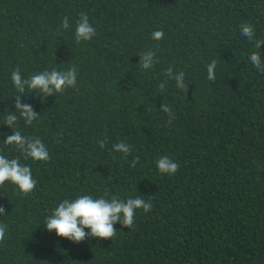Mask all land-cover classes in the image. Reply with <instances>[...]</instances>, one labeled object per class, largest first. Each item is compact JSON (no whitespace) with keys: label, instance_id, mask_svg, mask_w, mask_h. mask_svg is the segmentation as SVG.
Returning a JSON list of instances; mask_svg holds the SVG:
<instances>
[{"label":"trees","instance_id":"1","mask_svg":"<svg viewBox=\"0 0 264 264\" xmlns=\"http://www.w3.org/2000/svg\"><path fill=\"white\" fill-rule=\"evenodd\" d=\"M81 12L96 35L77 43ZM245 23L264 39V0H0V154L19 157L37 181L27 196L0 187V264H264V73L248 59L264 58V44L240 35ZM147 50L157 63L141 70ZM74 65V88L21 97L40 118L15 130L41 139L51 157L25 160L3 142L18 94L12 71L29 78ZM169 66L185 73L187 94L174 80L159 92ZM119 142L131 145L127 157L113 149ZM165 155L180 164L175 174L159 172ZM105 194L153 207L137 210L131 229L117 222L113 240L74 243L43 225L63 200Z\"/></svg>","mask_w":264,"mask_h":264},{"label":"clouds","instance_id":"2","mask_svg":"<svg viewBox=\"0 0 264 264\" xmlns=\"http://www.w3.org/2000/svg\"><path fill=\"white\" fill-rule=\"evenodd\" d=\"M75 40L77 43L82 41H90L95 35L96 30L89 22L86 13L81 12L76 20ZM70 27L69 18L65 16L62 21V28L68 30ZM240 35L247 37L253 42L255 49H260L264 44V39L256 37V30L252 24L245 23L240 27ZM164 37L163 30L154 31L152 39L156 41L162 40ZM156 53L147 50L139 54V65L141 70L152 69L157 60ZM248 59L251 64L260 73H264V58L260 51L250 53ZM217 60L212 59L207 65V78L215 81ZM166 77L158 85L159 92H164L169 80H174L178 89L187 94L188 84L184 83L185 73L180 71L175 73L173 67L169 66L163 72ZM11 81L17 91L15 99V111L7 110L4 125L12 130L11 135H7L4 139L5 145L14 146L15 150L20 152L25 160L48 162L51 157L44 142L39 138L26 137L19 130H15L18 122L22 120L25 125H32L34 121L40 118V115L28 103H22L21 97H25L27 93H35L42 100L56 94H63L67 89L74 88L77 84V66H72L66 71H43L34 74L29 78H24L21 70L17 67L11 73ZM28 94V95H29ZM160 111L168 114L169 123L175 119V113L167 104H161ZM98 146L103 150L107 145V137L97 141ZM113 149L122 153L127 157L131 153V145L119 142L113 145ZM139 156L132 161L135 167L139 161ZM156 166L161 174H175L180 164L168 156H161L156 162ZM15 185L20 193L27 196L33 192L37 186L36 179L33 178L30 166L20 163L19 157L8 159L0 154V187L5 186V182ZM153 205L146 202L141 197L121 199L117 196L107 198L101 196L94 198L92 195H80L74 200L65 199L58 204L47 216L44 226L49 232L55 231L56 235L68 239L74 243H80L87 238H97L100 240H108L115 237L117 231L114 225L118 222L122 227L131 229L135 223L137 210L142 209L144 213L151 211ZM5 215V209L0 207V216ZM88 229L89 231H85ZM6 225H0V243L6 241Z\"/></svg>","mask_w":264,"mask_h":264}]
</instances>
